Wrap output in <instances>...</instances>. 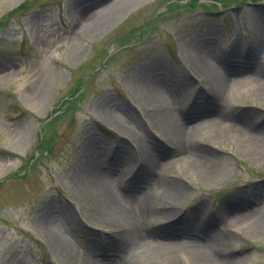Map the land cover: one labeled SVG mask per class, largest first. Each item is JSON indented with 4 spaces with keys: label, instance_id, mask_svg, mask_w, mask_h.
<instances>
[{
    "label": "rangeland",
    "instance_id": "rangeland-1",
    "mask_svg": "<svg viewBox=\"0 0 264 264\" xmlns=\"http://www.w3.org/2000/svg\"><path fill=\"white\" fill-rule=\"evenodd\" d=\"M126 1L0 0V264H88L95 256L104 260L108 253L117 254L112 227L91 223L95 208L83 187L86 170L93 172L91 162L114 170L118 189L126 192L133 173L115 165L114 156L137 168L146 151L162 162L178 158L155 108L144 100L141 79L155 71L167 74L163 90H183L190 100L175 105V115L185 118L192 109L199 116L194 119L189 112L190 125L215 118L208 111L205 115L213 92L185 63L190 44L212 32L221 53L235 48L241 60H257L264 67V56L256 59L254 49L255 20L264 26V0ZM119 3L123 9L109 20L105 10ZM84 19L108 21L88 31ZM234 101L229 122L248 118L264 129L259 100ZM121 123L131 129V137ZM212 144L200 140L186 150L220 165L225 174L212 183L182 177L188 192L179 212L186 216L174 221L168 235L174 226L184 229L198 218L189 212L199 203L205 218H216L224 208L237 210V204L247 216L260 203L264 212L257 194L264 193V153L250 156L232 138ZM179 154L182 158L185 150ZM49 221L71 244V257L52 243L45 229ZM214 222L211 230L224 234L220 221ZM227 223L231 226L232 219ZM228 231L224 254L233 257V264H264V221L256 232L237 226ZM119 250L113 260L122 263L129 255Z\"/></svg>",
    "mask_w": 264,
    "mask_h": 264
},
{
    "label": "bare ground",
    "instance_id": "bare-ground-1",
    "mask_svg": "<svg viewBox=\"0 0 264 264\" xmlns=\"http://www.w3.org/2000/svg\"><path fill=\"white\" fill-rule=\"evenodd\" d=\"M141 1L127 0L125 5ZM122 5L119 3L105 10L106 14L109 13L107 15L109 20L115 17L110 15L123 9ZM83 18L82 15L78 20L81 21ZM108 19L93 22L84 19L88 24L86 29L88 31L96 29L101 22L106 23ZM255 24L258 37L254 49L256 59H260L264 56V26H261L258 20H255ZM184 58L188 70L203 79L206 88L213 92L210 94L212 99L209 103L210 109L205 110V115L210 113L212 118H215L205 123L195 122L194 119L199 116H194L193 110L190 109V115L195 118L191 119L194 123L189 125V112L184 118L182 113L176 116L173 111L175 105L182 101L187 104L190 101L184 97L185 91L178 90L170 94L163 90L162 84L167 74L158 71H155L153 76L147 75L145 80L141 79L145 92L144 100L155 108L154 115L161 123L163 134L172 143V153L178 158L162 162L151 152L146 151L142 167L137 168L132 161L125 165L124 160L114 156L115 165L124 164L128 173H133L126 192L118 189L120 186L118 180L115 181L114 170L104 171L97 164L98 161H90L93 172L90 170L84 172L86 175L83 176L85 178L83 187L95 208L91 223L112 227L113 240H109L115 243L117 254L108 253L104 260L95 256L87 261L88 264H179L181 260L186 264H233V257L224 254L226 245L230 243L228 237L225 238L228 228L243 227L245 232L251 233L256 232L264 221V212L260 210L261 203L249 216L241 212L237 204L235 205L237 210L234 208V211L230 212V208H224L225 211L222 210L216 218H205L201 215L199 209L204 204L199 203L189 212L192 218L198 217L196 220L186 224L184 229L181 226L176 229L177 226H174V231L170 235L166 231L172 228L174 221L179 223L185 220L186 214L181 216L179 212L184 196L188 192L180 183L182 177L194 175L197 181L212 183L225 174L220 165H215L204 156L186 150L194 142L201 140L206 142V145L208 143L218 145L232 138L237 140L239 146L250 156L264 153V129L252 125L248 118L232 123L228 118L231 114L228 110L231 108L232 100L241 104L244 99H254L259 100L264 106V67L260 66L257 60H241L235 48L221 53L212 32L205 33L194 44H190L184 52ZM199 89L195 91L201 92ZM119 128L131 137V129L123 123ZM183 150L185 154H182L181 158L179 153ZM90 154L92 160H96V153L91 151ZM139 172L142 174L137 179ZM147 178L149 179L144 182L143 179ZM150 182H155V187L149 186ZM261 187L264 189V186ZM257 194L262 195L259 201L264 200L263 192ZM214 219L220 221V225L225 229L220 230L225 231L224 234L211 230L215 225ZM229 219H232L231 226L227 223ZM45 229L58 250L65 251L67 256L71 257L74 252L71 244L63 235L52 229L50 221L45 224ZM179 230L182 234L178 238L166 241L168 237L181 232ZM192 237L198 238L199 241H192ZM120 247L122 251L126 249L128 252L126 254L129 255L128 258L123 257L122 263L113 260L120 257Z\"/></svg>",
    "mask_w": 264,
    "mask_h": 264
}]
</instances>
